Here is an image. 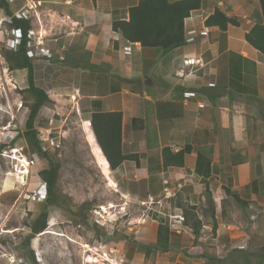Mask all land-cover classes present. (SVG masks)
Segmentation results:
<instances>
[{
	"label": "crops",
	"instance_id": "crops-1",
	"mask_svg": "<svg viewBox=\"0 0 264 264\" xmlns=\"http://www.w3.org/2000/svg\"><path fill=\"white\" fill-rule=\"evenodd\" d=\"M32 1L37 8L31 28L43 37L39 49L53 55L50 60H31L34 85L54 108L73 103L88 123L95 112L122 114L121 152L135 159L111 171L102 156L106 168L101 175L113 187L111 193L119 196V208L147 209L144 214L130 213V219L149 222L128 224V229L144 231L155 244L158 225H168L169 217L181 215L183 233H174L175 237L191 233L190 219L199 221L200 235L191 250H202L203 233L209 231L217 258L227 246L235 250L241 244L227 230L234 214H246L251 231L262 234L264 223L256 219H264V53L244 39L259 21L258 1L200 0V8L184 21L185 40L190 41L168 52L141 49L112 30V22L127 20L129 9L139 0ZM24 4L25 0H16L10 8L15 12ZM215 10L236 18L239 26L229 25L225 31L206 26ZM187 60L199 64L185 65ZM179 70L183 78H176ZM15 72L26 81L25 70ZM51 112L46 106L40 109L35 119L40 133L48 131L44 126L51 125ZM185 146L191 151L182 168L162 166L164 148L179 152ZM198 152L211 162L207 194L195 174ZM238 236L249 239L252 233ZM261 239L258 247L264 249ZM172 244L171 240L169 249ZM241 245V254L251 247L250 241Z\"/></svg>",
	"mask_w": 264,
	"mask_h": 264
},
{
	"label": "rangeland",
	"instance_id": "rangeland-1",
	"mask_svg": "<svg viewBox=\"0 0 264 264\" xmlns=\"http://www.w3.org/2000/svg\"><path fill=\"white\" fill-rule=\"evenodd\" d=\"M0 13L5 14L1 9ZM8 26L0 30V264H261L264 249L258 246L263 244L264 229L260 235L251 231L246 214L241 212L230 217L232 227H226L241 244L250 241L244 254L239 253V247L244 248L240 244L235 250L227 246V252L217 258L213 238L206 231L202 250H191L193 235L187 233L183 239L172 237L173 246L167 253L156 251L144 257V247L154 241L150 243L144 231L128 229V224L146 225L149 220L133 222L130 213L144 214L147 209L118 207L119 196L111 193L113 187L101 175L106 167L89 123L69 101L58 108L46 105L53 109L51 125L44 126L48 131H37L42 152L59 166L54 204H47L39 176L48 167L47 160L33 153L21 137L31 98L25 91V78L21 81V74L9 70L5 60ZM100 206L107 214L98 224L92 211ZM42 211L46 212L45 229L27 240ZM256 220L264 223V219ZM246 231L252 233L249 239L238 236ZM154 233L151 230L153 239Z\"/></svg>",
	"mask_w": 264,
	"mask_h": 264
},
{
	"label": "trees",
	"instance_id": "trees-1",
	"mask_svg": "<svg viewBox=\"0 0 264 264\" xmlns=\"http://www.w3.org/2000/svg\"><path fill=\"white\" fill-rule=\"evenodd\" d=\"M257 1L260 7L259 21L245 33L244 39L252 48L264 53V0ZM200 4V0H139L137 5L129 9L127 20H115L112 22V30L119 33L127 43L139 44L141 49H158L161 52H168L186 43L184 21L192 11L200 8ZM0 9L8 16L13 14L8 0H0ZM7 25H9V29L18 30L22 38L20 45L15 51L7 49L5 46V60L9 70L26 71L27 88L25 91L31 98V104L27 106L28 113L21 137L33 153L47 160L48 167L42 170L39 176L44 183L46 203L53 205L55 198L53 190L59 166L51 161L46 152H42L41 142L38 138L39 134L35 129V119L40 109L51 104V101L43 90L34 85L32 62L26 56V34L30 28L29 21L12 18L11 23ZM205 25L218 27L221 31H225L229 25L238 27L239 21L236 18H228L221 11L215 10L206 19ZM0 33L2 34V32ZM121 120L122 114L120 112H95L91 114L89 120V132L94 144L99 149L101 156L105 158L108 169L111 171L116 169L123 161L135 159V156H125L121 152ZM190 151L191 148L189 146H185L179 152L164 148L161 151L162 166L164 168H182L184 166V157ZM195 174L201 177L207 194L206 179L211 175V162L204 154L199 152L196 157ZM224 192L229 194L227 188H224ZM234 199L236 198L234 197ZM207 201L208 210L211 211L213 209L212 201L211 199ZM45 227L46 212L42 211L30 227L31 233L27 240L42 232ZM200 228L201 224L199 221L190 219V230L194 244L197 243L199 238ZM172 236L177 237L176 234L169 230L166 223H160L156 231L155 244L144 247V257L147 258L156 251L167 253Z\"/></svg>",
	"mask_w": 264,
	"mask_h": 264
},
{
	"label": "built area",
	"instance_id": "built-area-1",
	"mask_svg": "<svg viewBox=\"0 0 264 264\" xmlns=\"http://www.w3.org/2000/svg\"><path fill=\"white\" fill-rule=\"evenodd\" d=\"M15 1L16 0H8L10 4L14 3ZM36 8H37V4L34 3L32 0H25L24 7L16 12H13L12 16H8L6 14L0 13V30L2 26H5L6 24L11 23L12 18L24 19V20L29 21L30 28L26 34V39H27L26 56L31 60L40 59V58H45V59L50 60V59H53V55L48 50L39 49V47L43 45V41H42L43 37L35 35L33 28H31L32 19H34L36 15L34 13ZM193 33L194 31H191L188 34L191 35ZM203 33L204 32H202L201 34ZM8 36H12L13 38L12 39L8 38L6 40V48L15 51L17 47L20 45L22 37L19 31L13 28L9 29ZM189 41L190 40H185V42H189ZM58 60L62 61L63 58L58 57ZM184 63L185 65H195V64H199V61L187 60ZM183 77H184L183 70H179L176 73V78H183ZM183 95L184 97L191 96L190 93H184ZM108 205H111V204H108ZM92 212H93L92 217L94 221L98 224L100 223V221H103L105 219V215L107 214V212L103 210L102 206L98 207L96 210H93ZM183 221H184V218L181 215L169 217V223H168L169 230H171L173 233H176V234H182L183 229H184ZM241 248L242 247H239V249Z\"/></svg>",
	"mask_w": 264,
	"mask_h": 264
},
{
	"label": "bare ground",
	"instance_id": "bare-ground-1",
	"mask_svg": "<svg viewBox=\"0 0 264 264\" xmlns=\"http://www.w3.org/2000/svg\"><path fill=\"white\" fill-rule=\"evenodd\" d=\"M25 166V165H24ZM25 168V167H24ZM22 169V168H21ZM25 170H27V168H25ZM25 172V171H24ZM21 173V172H20ZM17 174V173H16ZM25 175V174H24ZM17 178V177H16ZM22 182V181H21ZM23 183V182H22ZM25 185V184H24Z\"/></svg>",
	"mask_w": 264,
	"mask_h": 264
}]
</instances>
